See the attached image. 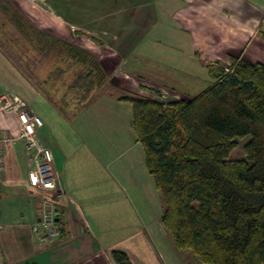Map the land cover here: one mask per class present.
I'll use <instances>...</instances> for the list:
<instances>
[{"label": "crops", "instance_id": "1", "mask_svg": "<svg viewBox=\"0 0 264 264\" xmlns=\"http://www.w3.org/2000/svg\"><path fill=\"white\" fill-rule=\"evenodd\" d=\"M0 1L23 11L34 23L35 33L60 32L63 39L59 44L65 42L61 32L69 33L73 39L79 33L90 36L108 52H93L94 59L99 54L98 62L111 64L109 76L124 79L118 89L129 95L146 92L142 85L139 92L133 90L135 87L128 81L132 80L131 75L136 80H151L150 75L154 74L155 79L163 80L179 94L193 96L188 89L170 84L172 77H164L161 68L148 69L150 61L161 67L164 59L190 63L191 66L174 69L178 74L188 73L193 81L206 75L210 82L213 64L231 56L264 63V0H56L64 16L54 11L47 0ZM150 31L154 32V39L146 46ZM145 47L156 48L153 60ZM64 52L60 56H67ZM50 57L44 58L49 67L44 65V73L38 74L40 79L32 75L34 84L18 68L24 61H11L0 50V93L19 95L40 119L41 138L53 152L58 177V192L53 196L52 192L29 185L28 154L24 142L15 138L18 119L14 114H0V130L14 138L4 148L0 174V264H115L113 250L124 252L130 264H165L136 214L131 194L121 179L123 174L111 169L117 160L106 163L108 148L83 138L80 131L82 122L92 121L80 117L94 113L93 107L103 102L112 109L128 105L131 110V106L106 97L95 87L90 92L93 98L81 101L71 97V102L57 108L49 100L45 82L55 69H65L61 68L62 59L51 66ZM72 63L75 72L83 67L79 60ZM190 70L193 75H189ZM39 99L47 112L43 115L32 108ZM113 117L119 118L117 112ZM129 122L131 126V114ZM66 123L75 126L74 130L82 134L81 140L69 141L61 134L60 130L68 127ZM18 164L24 166L22 172ZM125 181L130 182L127 178ZM53 206L58 218L55 221L62 226L59 238L54 239L39 228L37 233L32 229L42 212Z\"/></svg>", "mask_w": 264, "mask_h": 264}, {"label": "trees", "instance_id": "2", "mask_svg": "<svg viewBox=\"0 0 264 264\" xmlns=\"http://www.w3.org/2000/svg\"><path fill=\"white\" fill-rule=\"evenodd\" d=\"M32 32L33 39H49ZM55 46L51 42L49 51ZM67 50L90 71L78 73L70 90L81 92V101L93 98L97 62L84 51ZM229 60L225 69L212 66L215 82L196 95L169 102L139 95L117 100L131 106V127L163 203L160 221L175 247L201 264H264V63ZM49 100L57 108L65 105ZM245 136L244 159H230ZM111 257L130 264L124 252L113 250Z\"/></svg>", "mask_w": 264, "mask_h": 264}, {"label": "rangeland", "instance_id": "3", "mask_svg": "<svg viewBox=\"0 0 264 264\" xmlns=\"http://www.w3.org/2000/svg\"><path fill=\"white\" fill-rule=\"evenodd\" d=\"M47 2L54 11L60 12L61 15L64 16V13H62L63 9L58 6V2L56 0H47ZM33 24L34 23L31 22V20L23 11L21 12L19 9L13 8L11 6L8 7L2 1H0V50L11 60L16 61L19 59L20 61H24L21 62L22 64L20 65L25 68V70L27 68L31 70L29 72L31 74V78L32 75H36V77L40 79L38 74L44 73V65L46 64L47 66L48 63L47 61H44L45 57L48 59V56H51V63H49L51 66L54 64L55 60L59 61L62 59L63 62L61 63V68L65 69L66 72L60 68L55 69L54 73H52V76L50 77V81L45 82V87L47 88L45 91H48L47 95L49 97H53L62 103L71 102V97H78L73 95V91L76 94L78 91L73 89V87L71 88L72 90H70V85H72L78 73L86 76L89 70L86 68L85 62H83L81 64L83 66L82 69L75 72V69L71 68V65H73L72 61L75 59V57L72 55L62 57L60 54L64 51H68L67 48H69V46L73 49H76L77 51H84L90 57L93 56V52L99 54H108V52L101 49L96 41L84 33H79L78 35L74 34L75 38L73 39L69 33L61 32L64 33L65 36L64 39L66 48L64 46L60 47V39H63V37L59 36L60 32L44 30L46 37H49L47 42H45L43 39L45 37L44 35L41 36L40 39H38L39 36H34L37 38V40L35 38L33 39ZM153 35L154 32L152 31H150L147 35V39L145 40L146 46H148L150 41L154 39ZM53 41L57 43V46L53 47L56 49L49 51L50 43ZM113 49L115 51V48ZM145 49L149 52L148 56H153L154 51H156L155 47H145ZM99 54H96L95 57V62H97L99 68L96 66V72L94 73L96 75L94 82L97 83L96 85H99L97 87L98 91L100 93H104L106 97L111 96L115 97L116 99L120 96L129 95L126 92L120 91L118 89L120 88L121 82L124 83V79L123 81L121 78L118 79L114 78L113 76H109L108 69L111 68V64L106 65V63L102 64L101 62L97 61L99 59L97 58L99 57ZM151 59L153 60L154 56L151 57ZM163 63L164 67H161L160 64L156 66L155 63L150 61L147 64L148 69L152 68L155 70V67L161 68L160 71L164 77H172L171 80L168 79L170 84L176 87H184L185 89H188V92L193 93L192 95L198 94L201 90L209 86L210 83L215 82L214 79H211L210 82L206 75H204L205 78L193 81L194 78H189L188 73L178 74V72L174 69V67L176 68L179 66H191L190 63L177 64L174 62V60L166 59H164ZM229 63L230 60H227L215 63L213 66H215L216 69L222 67L225 69V66H228ZM56 65L58 66L60 64L57 63ZM48 67L49 65L46 67V69H48ZM97 68L98 70L100 69L101 72H99ZM34 70L36 71V74H33ZM226 70L230 71L228 68ZM190 71L192 73L189 72L191 73L189 75H193V71ZM153 75H150L151 80L145 78H142V80H136V77L131 75L130 77H132V80L128 81L130 84H132V86L135 87L133 90L139 92V88L141 89L142 85V89L146 91H140L141 93L139 92V94L132 92L134 94H131L151 97L163 102L190 97L189 95L179 94L178 91L173 90L170 88V86L163 84V80L155 79ZM196 75L199 74L196 73ZM193 82L195 83L194 86ZM67 91H69V93L64 98L65 100L62 101L61 96ZM156 92H159V95ZM79 93L81 94V92ZM79 93L78 95H80ZM108 93H111V95ZM32 108L37 110L40 115H43V113L46 112V110L42 109L41 99L35 101L32 104ZM93 108L94 113H91L89 116L86 115L80 117L84 121H86V119H92L91 123L82 122L80 125V131L82 134H84L83 138H91L95 141L96 145H99V147L103 146V149L108 148V151L105 153L108 155L106 163H112L114 158L117 160L116 165L111 166V169L116 171L117 174L118 172L123 174L121 179L123 185L125 186V190L128 191L127 193H129V195L131 194L130 197L132 204H135L136 206V214L140 218L141 222L145 225L149 237L152 239L153 244L158 249L161 261L165 264H201L197 257H195L191 252L178 250L173 244L170 235L167 234V230L161 224L160 217L163 210V203L153 179L146 170L141 145L138 141H136V135L130 126V107L128 105H124L116 109H112V107L110 108L106 103L103 102L101 105H97ZM115 112H117L119 116L118 119H114L113 117ZM66 126L68 127H64L65 129L60 130L61 134H64L66 139L69 141L73 140L75 142L81 140L79 135L82 134H80L78 130H74V125H68V123H66ZM248 139L249 136H245L244 138L237 140V146L230 153V159H244L242 146ZM17 167L20 172L23 171L24 166H22V164H18ZM125 178H127L130 182L127 183ZM53 195H55V192L50 194V196ZM54 207L55 206L49 207L44 212L52 211L53 213V210L55 209ZM55 225H57L55 227L56 229L60 227L62 228V226L58 225V223ZM54 238H59V236H55L52 239Z\"/></svg>", "mask_w": 264, "mask_h": 264}, {"label": "built area", "instance_id": "4", "mask_svg": "<svg viewBox=\"0 0 264 264\" xmlns=\"http://www.w3.org/2000/svg\"><path fill=\"white\" fill-rule=\"evenodd\" d=\"M0 114H14L18 119L19 129L15 138L24 142V149L28 154L29 185L49 192H58V177L54 166L53 152L43 142L41 138L42 122L33 114L29 104L13 92H2L0 93ZM13 139L8 133L0 130V174L3 169L4 148ZM56 216L55 209L53 213L52 211L42 213L37 225L33 226V231L37 233L39 228L43 230L45 236L50 238L59 236L60 228H55L57 226L55 225Z\"/></svg>", "mask_w": 264, "mask_h": 264}, {"label": "water", "instance_id": "5", "mask_svg": "<svg viewBox=\"0 0 264 264\" xmlns=\"http://www.w3.org/2000/svg\"><path fill=\"white\" fill-rule=\"evenodd\" d=\"M55 211H56V209H55ZM56 215H57V213H56ZM57 219H58V218H57V216H56V219H55V220L57 221Z\"/></svg>", "mask_w": 264, "mask_h": 264}]
</instances>
